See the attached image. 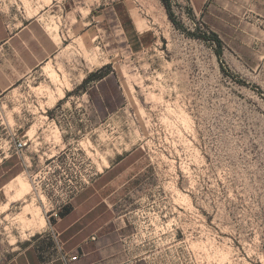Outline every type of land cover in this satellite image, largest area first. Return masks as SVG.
Masks as SVG:
<instances>
[{
	"label": "rangeland",
	"instance_id": "rangeland-1",
	"mask_svg": "<svg viewBox=\"0 0 264 264\" xmlns=\"http://www.w3.org/2000/svg\"><path fill=\"white\" fill-rule=\"evenodd\" d=\"M166 1L102 0L0 95L4 225L70 203L113 264H264V0Z\"/></svg>",
	"mask_w": 264,
	"mask_h": 264
},
{
	"label": "crops",
	"instance_id": "crops-1",
	"mask_svg": "<svg viewBox=\"0 0 264 264\" xmlns=\"http://www.w3.org/2000/svg\"><path fill=\"white\" fill-rule=\"evenodd\" d=\"M207 1L189 0L195 11ZM101 6L102 0H0V95L53 61L69 38H85L88 21L96 24L101 18ZM1 168L2 158L0 264H66L64 259L71 257L76 260L68 264H113L110 246L104 248L102 239L86 230L75 204L50 211L43 223L31 225L25 238L20 221L8 232L2 219L8 209L3 207L8 206L7 186L18 174Z\"/></svg>",
	"mask_w": 264,
	"mask_h": 264
},
{
	"label": "trees",
	"instance_id": "trees-1",
	"mask_svg": "<svg viewBox=\"0 0 264 264\" xmlns=\"http://www.w3.org/2000/svg\"><path fill=\"white\" fill-rule=\"evenodd\" d=\"M162 3H163V5L166 8V12H167L168 18L173 22V15H172V13H171V11L169 9V5H168L167 1L166 0H162ZM211 38H212L213 43L216 44V46L218 47V49L216 50L215 54L218 57V59H220V56H221V40L219 39L218 35H216L215 33H212ZM105 76H107V75H105ZM92 77H93L92 75L88 76L84 80V84L87 83Z\"/></svg>",
	"mask_w": 264,
	"mask_h": 264
},
{
	"label": "bare ground",
	"instance_id": "bare-ground-1",
	"mask_svg": "<svg viewBox=\"0 0 264 264\" xmlns=\"http://www.w3.org/2000/svg\"><path fill=\"white\" fill-rule=\"evenodd\" d=\"M64 94H65L64 90L63 89H59L58 92H56V94L51 95L50 96V107L53 106V105H55V103L58 100L62 99L64 97ZM21 189L20 188L19 189L16 188L14 191L17 192V193H19L20 194L19 196H21V198L22 197L24 198V195L28 192L29 189L28 188L27 189L21 188ZM26 190H27V192H26ZM40 223H43V219H41Z\"/></svg>",
	"mask_w": 264,
	"mask_h": 264
},
{
	"label": "built area",
	"instance_id": "built-area-1",
	"mask_svg": "<svg viewBox=\"0 0 264 264\" xmlns=\"http://www.w3.org/2000/svg\"><path fill=\"white\" fill-rule=\"evenodd\" d=\"M23 146H25V144L24 143H22V142H18V143H16L15 144V147L17 148V149H21ZM76 260V257H71L70 259H64V261L66 262V264H68L69 262H72V261H75Z\"/></svg>",
	"mask_w": 264,
	"mask_h": 264
}]
</instances>
